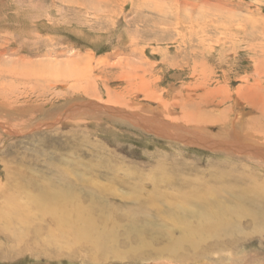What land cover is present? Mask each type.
I'll use <instances>...</instances> for the list:
<instances>
[{
    "label": "rangeland",
    "instance_id": "obj_1",
    "mask_svg": "<svg viewBox=\"0 0 264 264\" xmlns=\"http://www.w3.org/2000/svg\"><path fill=\"white\" fill-rule=\"evenodd\" d=\"M225 123L263 148L247 142L244 157L217 148L209 133ZM260 150L264 0H0V206L15 179L35 193L79 177L104 200L81 239L36 214L27 227L0 219V264H264ZM189 179L220 182L224 204L242 193L247 209L171 258L151 234L137 235L150 212H129L152 185L166 193L194 187Z\"/></svg>",
    "mask_w": 264,
    "mask_h": 264
},
{
    "label": "bare ground",
    "instance_id": "obj_2",
    "mask_svg": "<svg viewBox=\"0 0 264 264\" xmlns=\"http://www.w3.org/2000/svg\"><path fill=\"white\" fill-rule=\"evenodd\" d=\"M242 107V106H241ZM240 117V116H239ZM41 118V117H40ZM119 119L124 121H129V119L124 116H118ZM149 119V118H148ZM152 120V119H151ZM131 121V120H130ZM155 121V122H154ZM154 123L159 122V120H154ZM133 122V121H132ZM149 122V121H148ZM239 122V121H238ZM237 122V123H238ZM141 123V122H140ZM229 123V122H228ZM226 124L224 126H221L220 129L213 134V132L209 133V137H215L220 139V142L215 145L217 148H223L226 150L230 149L232 152H240L242 153V156L244 157L246 155L247 149L250 148V145L255 144V146H260V148H263L261 144H256L254 137L252 134H250L246 130H241V135H236L237 132L233 131L234 135L230 136L229 128L231 125ZM239 123H242L241 120ZM137 124V123H136ZM149 124V123H148ZM164 125V124H163ZM139 126V125H137ZM189 126V125H188ZM191 126V125H190ZM189 126V127H190ZM237 126V125H236ZM245 126V125H244ZM156 127V125H155ZM188 127V128H189ZM241 127V126H240ZM154 128V127H153ZM183 128V127H182ZM196 128V127H195ZM194 128L193 134L190 136L192 139L195 138V141L202 140V136L196 137L195 133L197 132ZM159 129V128H158ZM187 129V128H186ZM192 129V128H191ZM198 129V128H197ZM245 129V128H244ZM146 131H148L146 129ZM167 131V130H166ZM240 131V130H239ZM165 132V131H164ZM184 133H186L185 128L183 129ZM202 132V131H201ZM203 133V132H202ZM201 133V134H202ZM205 133V132H204ZM240 133V132H239ZM188 134V133H187ZM186 135V134H184ZM189 135V134H188ZM200 135V133H199ZM164 136V135H163ZM174 136V135H173ZM207 136V135H206ZM187 137V136H185ZM184 137V138H185ZM188 138V137H187ZM239 139V140H238ZM193 141V140H192ZM211 141V140H210ZM217 141V140H216ZM223 141V142H222ZM258 141V140H257ZM204 142V141H203ZM250 144L248 148V144ZM204 144V143H203ZM205 145V144H204ZM206 146V145H205ZM256 146V147H257ZM253 147V148H252ZM251 150L254 152L256 148L252 146ZM215 148V149H217ZM222 149V150H223ZM224 151V150H223ZM249 151V152H250ZM259 151V150H258ZM264 151V150H260ZM237 153V154H238ZM236 154V155H237ZM248 154V153H247ZM239 155V154H238ZM252 156V155H251ZM246 158V157H245ZM262 158V157H261ZM111 170V169H110ZM218 170V169H217ZM93 171V170H92ZM168 171V170H167ZM195 171V170H194ZM198 171V170H197ZM195 171V172H197ZM24 172V171H23ZM133 172V171H132ZM193 172V171H192ZM191 172V173H192ZM218 172V171H217ZM216 172V173H217ZM92 173V172H91ZM100 173V172H99ZM111 173V172H110ZM117 173V172H116ZM182 173V172H181ZM190 173V172H189ZM188 173V174H189ZM222 173V172H221ZM232 173V172H231ZM155 174V173H154ZM162 174V173H161ZM179 174V172H178ZM77 175V174H76ZM102 175V174H101ZM114 175V174H113ZM158 176L160 174H157ZM166 175V174H164ZM27 176V175H25ZM32 176V175H31ZM37 176V175H36ZM100 176V175H98ZM127 176V175H126ZM135 176V175H134ZM219 175L217 174V177ZM222 176V175H221ZM241 176V174H239ZM264 176V175H263ZM28 177V176H27ZM102 177V176H101ZM114 177V176H113ZM118 177V176H117ZM155 177V176H154ZM182 177V176H181ZM185 177V176H184ZM229 177V176H228ZM258 176H256L257 179ZM20 178V177H19ZM22 178V176H21ZM29 178V177H28ZM42 178V177H41ZM119 178V177H118ZM156 178V177H155ZM186 178V177H185ZM196 178V177H195ZM199 178V177H198ZM202 178V177H201ZM220 178V177H219ZM233 178V177H232ZM241 178V177H240ZM27 179V178H26ZM116 179V178H115ZM120 179V178H119ZM131 179L130 177L128 178ZM127 179V180H128ZM143 179V178H142ZM221 179V178H220ZM219 179V180H220ZM226 179V178H225ZM260 179V178H259ZM28 180V179H27ZM31 180V179H30ZM35 180V179H34ZM79 183L71 184L67 183L68 186H61L59 184H55L53 186L54 189H50V187L42 188L36 190L34 193V189H30L27 185L23 183V181L14 180L12 182V188L15 190L12 193L7 194L8 196L3 197V205L0 206V219L3 220V225L6 228H12L14 224H19V226L27 227L30 225V221L32 219V216L34 214L38 215L37 218H50L51 223L56 226L63 234H71L73 238H82L83 233L85 231L90 232V228L93 226V220L95 217L93 216L94 212H97V210L100 208L97 206L98 201L103 202L99 198L101 193L95 194L91 192H87V185L84 180L81 178H77ZM102 180V179H100ZM117 180V179H116ZM159 180V179H158ZM175 180V179H174ZM185 180V179H184ZM194 180V179H193ZM194 187H186L180 185L174 186L173 190H167L171 191L169 195L167 192H161L160 190H157L156 185H152L150 188V197L143 198L141 202L138 200L136 201L138 208L137 210H130V214L132 217H134L133 214H137V212L141 213L145 211V213H148L146 211L150 212V215L147 216L146 224H142L141 227L136 228L132 225L131 229L136 228V231H138L137 235L140 237L143 233L145 234H151L153 241L163 243L161 249L166 250L170 252L169 254L173 257L171 258H178L181 257V254L174 255V251L177 247H180L181 249H187V248H195L198 246V244L201 242H205L207 237V233L204 232H211L213 237H219L218 230L219 228H224L228 223L232 220V216H236L239 214L240 210L247 209V206L243 205V201L246 197L241 193L239 195H235L236 198L232 199L231 204H224L223 199H220V189L219 186L220 182H217L215 184H205L202 187H198L196 184H194ZM198 180V179H197ZM239 180V179H238ZM131 181V180H130ZM130 181L128 184H130ZM136 181V180H135ZM161 181V180H160ZM170 181V180H169ZM190 181V179H189ZM190 181V182H191ZM225 181V180H224ZM240 181V180H239ZM244 182V179L241 180ZM251 181V180H250ZM29 182V181H28ZM115 182V181H114ZM123 184L124 182L122 180ZM157 182V181H156ZM162 182V181H161ZM188 182V181H187ZM204 182V181H203ZM232 182V181H230ZM100 183V181H99ZM147 183V182H146ZM149 183V182H148ZM147 183V184H148ZM31 184V183H29ZM33 184V183H32ZM52 184V183H51ZM132 184V183H131ZM135 184V182H134ZM159 184V183H158ZM188 184V183H187ZM198 184V183H197ZM200 184V183H199ZM222 184V183H221ZM9 185V184H8ZM95 185V184H94ZM97 185V184H96ZM110 185V184H109ZM121 185V184H120ZM133 185V184H132ZM144 185V184H143ZM146 185V184H145ZM230 185V183H229ZM239 185V183H238ZM52 186V185H51ZM119 186V185H118ZM140 186V185H139ZM147 186V185H146ZM163 186V185H162ZM173 186V185H172ZM189 186V184H188ZM234 185L233 187L235 188ZM242 186V185H241ZM244 186V185H243ZM242 186V187H243ZM260 186V185H258ZM263 186V185H262ZM33 187V186H32ZM92 187V186H91ZM90 187V188H91ZM123 187V186H122ZM136 186L135 188H137ZM186 187L190 190H183V188ZM224 187V185L222 186ZM232 187V189H233ZM248 187V186H247ZM35 188V186H34ZM97 188V187H96ZM94 187V189L96 190ZM100 190L106 191L104 189V185H99ZM115 188V187H114ZM120 188V186H119ZM139 188V187H138ZM185 188V189H186ZM241 188V187H240ZM261 188V187H260ZM78 189V190H77ZM129 189H131L129 187ZM165 189V188H164ZM249 190V188H245ZM252 189V188H251ZM250 189V190H251ZM125 190V189H124ZM148 190V189H146ZM163 190V189H162ZM237 190V189H236ZM242 191L244 194L245 192L248 193V191ZM263 191V188L261 189ZM97 191V190H96ZM101 191V192H102ZM141 191V190H140ZM149 191V190H148ZM166 191V190H165ZM239 191V190H238ZM241 191V190H240ZM239 191V192H240ZM252 191V190H251ZM128 191L126 190V193ZM264 192V191H263ZM125 193V192H124ZM136 193V192H133ZM165 193V194H164ZM214 193L216 195L215 199L212 201L204 200V198L208 194ZM250 193V192H249ZM257 193V192H256ZM116 194V193H115ZM114 194V195H115ZM128 194V193H127ZM166 194L168 195V198H166ZM223 194V193H222ZM264 194V193H263ZM121 195V194H119ZM124 195V194H123ZM130 195V194H128ZM134 195V194H133ZM224 195V194H223ZM253 195V194H252ZM259 195V194H258ZM2 196V195H1ZM118 196V195H117ZM230 196V194L228 195ZM233 196V195H232ZM260 196V195H259ZM262 196V194H261ZM250 197L248 195V202L250 201ZM254 197V196H253ZM105 198H107L105 196ZM104 198V199H105ZM136 198V197H134ZM231 198V197H229ZM114 199V198H113ZM133 199V198H132ZM228 201V199H226ZM255 200V199H254ZM252 201V200H251ZM100 202V203H101ZM247 202V201H246ZM254 202V201H253ZM134 203V202H133ZM262 203V202H261ZM102 204V203H101ZM104 204V203H103ZM135 204V203H134ZM246 204V203H244ZM250 204V203H249ZM248 204V205H249ZM259 204V203H258ZM105 205V204H104ZM103 205V206H104ZM164 206V207H163ZM259 206V205H258ZM260 207V206H259ZM103 208V207H102ZM255 207L253 206V209ZM136 209V208H135ZM145 209V210H144ZM256 209V208H255ZM262 208H259V211H261ZM100 213L102 212V209L100 208L98 210ZM257 211V210H256ZM251 213V211L249 210ZM102 214V213H101ZM241 214V213H240ZM239 214V215H240ZM246 214V213H245ZM35 215V216H36ZM142 215V214H141ZM251 215V214H250ZM249 215V216H250ZM259 215V214H258ZM34 216V217H35ZM212 224L206 226L207 219L210 218ZM257 216V215H255ZM261 216V215H260ZM131 217V218H132ZM238 217V216H237ZM248 217V216H247ZM99 218L101 220H104L106 218V214L99 215ZM166 220H165V219ZM245 218V217H244ZM256 218V217H255ZM255 218L253 221H255ZM234 219V218H233ZM239 219L240 216H239ZM259 219V218H257ZM261 219V218H260ZM158 224H156V222ZM247 221V220H246ZM245 221V222H246ZM259 221V220H258ZM2 222V221H1ZM260 222V221H259ZM50 223V222H49ZM155 223V224H154ZM237 223V222H236ZM247 223V222H246ZM166 224V225H164ZM235 224V222L233 223ZM256 224V223H254ZM51 225V224H50ZM245 225V223L243 224ZM165 226V227H164ZM235 226V225H234ZM251 226V225H250ZM240 227V224H239ZM242 227V226H241ZM249 227V225H248ZM247 227V228H248ZM55 228V229H56ZM174 228H177L180 233L173 234L175 232ZM237 228V227H236ZM176 229V231H177ZM210 229V231H208ZM242 228H240L241 230ZM223 230V229H222ZM84 231V232H83ZM131 231V230H130ZM224 231V230H223ZM235 231V230H234ZM13 232V231H12ZM26 232V231H25ZM55 232V231H54ZM57 232V231H56ZM142 234L140 235V233ZM237 232V230H236ZM235 232V233H236ZM176 233V232H175ZM239 233V232H238ZM61 234V233H60ZM222 234V233H220ZM176 235V236H174ZM209 235V234H208ZM231 235V234H230ZM86 236V235H85ZM149 236V235H148ZM100 237V236H99ZM80 238V239H81ZM150 239V238H149ZM214 239V238H213ZM71 240V239H70ZM142 241V240H141ZM72 242V241H71ZM155 243V242H154ZM223 244V243H222ZM105 246V245H104ZM209 246V244H208ZM147 247V246H145ZM102 248V247H101ZM160 248V247H159ZM157 248V249H159ZM213 248V247H212ZM99 251V250H98ZM101 251V250H100ZM161 252V251H160ZM177 252V251H175ZM184 253V252H183ZM167 254V253H166ZM184 255V254H183ZM169 256V255H168ZM198 254H194L193 257L197 258ZM94 257V256H93ZM183 257V256H182ZM95 258V257H94Z\"/></svg>",
    "mask_w": 264,
    "mask_h": 264
}]
</instances>
